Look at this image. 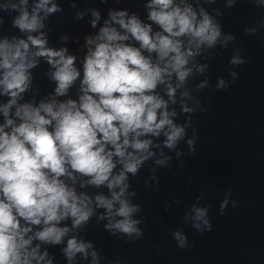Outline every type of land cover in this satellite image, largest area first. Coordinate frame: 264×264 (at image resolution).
<instances>
[{
	"label": "water",
	"instance_id": "1",
	"mask_svg": "<svg viewBox=\"0 0 264 264\" xmlns=\"http://www.w3.org/2000/svg\"><path fill=\"white\" fill-rule=\"evenodd\" d=\"M38 3L40 0H27L26 4L0 0V44L16 45L23 40L29 46L25 64L35 65L27 70V87L15 98L7 117L3 109L12 97L0 85V127L4 133L10 136L24 122L16 115L24 105L39 109L46 119L51 117L41 105L58 111L61 104L72 101L79 109L87 87L82 83L86 59L100 43L107 42L98 39L107 27L127 36L112 42L113 47L135 48L162 69L163 83L158 81L145 95L163 102L156 110V123L166 112L172 126L183 129V134L168 147L169 125L158 134L136 137L130 133V142L149 141L148 149L127 147L123 159L113 155L115 167L109 180L99 186L91 183L92 176L76 172L66 163L59 181L78 201L87 198L78 206L90 209L91 215L78 226L70 215L47 225L68 230L59 243L36 237L46 227L43 220L33 225L17 216L21 230L30 229L24 235L31 241L26 250L36 249L30 264H264V0H173L168 11L191 8L197 25L204 15L209 17L220 32L212 46H197L199 42L189 35L172 37L164 32L150 19L152 11H160L153 0H49L37 14L40 27L21 31L14 21L21 10L31 17ZM53 6L57 10L48 12ZM117 13L125 15L114 21ZM133 18L151 28L153 42L160 33L181 43V53L187 59L182 71L188 73L183 81L169 66L174 54L161 60L117 22L123 19L128 23ZM29 36L42 39L44 50H65L66 57L75 58L73 67L79 76L64 94L56 91L53 75L57 68L46 57L35 55L41 49L31 44ZM3 73L0 68V80ZM9 119L13 123L6 126ZM55 123L46 126L48 131L54 132ZM97 138L101 139V134ZM123 139L121 136V144ZM109 151H115L111 144L105 145V154ZM129 155L141 160L135 174L124 169ZM122 172L126 177L123 183L110 189L109 182ZM48 175L51 178L53 174ZM121 189L120 199L136 209L128 218L135 222L136 231L131 235L114 227L124 219L116 214L119 201L113 203L110 213L97 200H112L113 193L119 194ZM0 200H4L2 192ZM196 209L205 210L210 229L196 219ZM177 234L184 238L183 246ZM71 239L86 247L69 258L65 250Z\"/></svg>",
	"mask_w": 264,
	"mask_h": 264
},
{
	"label": "clouds",
	"instance_id": "2",
	"mask_svg": "<svg viewBox=\"0 0 264 264\" xmlns=\"http://www.w3.org/2000/svg\"><path fill=\"white\" fill-rule=\"evenodd\" d=\"M48 2L49 0H40L31 17L26 10H21L20 16L14 21L15 26L21 31H35L40 27L37 14ZM26 3L27 0H22V4ZM172 3L173 0H153V4L160 11H152L150 19L172 37L189 35L199 42L197 46L204 43L209 46L215 44L220 32L207 15L197 25L196 14L191 8H186L183 12L179 8L168 11ZM56 10L55 6L47 9L48 12ZM124 15L117 13L112 19L116 21L117 16ZM117 22L140 42L141 47L149 52H157L161 60L174 54L170 57L169 66L181 81L185 79L188 73L182 69L187 59L181 53V43L178 40L157 33L153 42L149 35L151 28L141 26L137 19L133 18L128 23L119 19ZM28 39L32 45L41 49L35 55L46 57L48 63L57 68L53 75L58 83L56 91L58 95L64 94L79 76V72L73 67L75 58L66 57L65 50H44L45 42L42 39L31 36ZM98 39L107 42L100 43L86 59L82 83L87 87L81 97L79 109L72 101L67 105L61 104L58 111H53L51 105H41L45 114L51 117L46 119L40 115L39 109L24 105L16 113L24 122L15 127L10 136L0 127V192L4 196V200H0V264H30V258H36V249L31 252L26 250L31 241L25 240L24 235L30 229L21 230L17 216L33 225H39L43 220L46 227L36 233V237L52 243H59L68 230L47 225L58 223L69 215L74 218L77 226L88 220L91 210L78 206L87 198L78 201L75 193L59 181V177L66 172V163L74 171L92 176L91 183L99 186L109 180L115 167L112 162L113 155L123 159L127 147L136 151L148 149L149 141L135 139L130 142V133H135L136 137L145 133L158 134L164 125H169L171 131L167 134L168 147H172L183 134V129L172 126L166 112L164 118L156 123V110L162 107L163 102L155 96L145 95L156 88L158 81L163 83L162 69L153 66L135 48L113 47L112 42L127 39V36L118 35L114 29L103 28ZM28 47L23 40L16 45H10L7 41L0 44V68L4 70L0 85L12 97L11 103L3 109L6 117L8 109L16 103L15 98L27 87V70L35 66L34 62L25 64ZM187 55L191 56L192 53L188 52ZM88 93L98 96L99 99H93V95ZM117 93L118 96L115 95ZM52 121L56 122L54 132L48 131L46 127ZM12 123L9 119L6 126ZM98 133L101 134V139L97 138ZM121 136L124 137L122 144ZM107 144L112 145L114 153L109 151L105 154ZM26 145H30V148ZM140 163L141 160L129 155L124 161V169L135 174ZM49 172L53 174L51 178ZM125 178L122 172L109 182L108 187L115 188ZM122 194L123 189L119 194L114 192L112 200L100 197L97 200L110 213L113 203L119 201L120 207L116 214L124 219L114 227L131 235L136 231L135 222L128 218L136 209L120 199ZM13 210L16 215H13ZM195 211L196 219L203 220L210 229L211 225L204 219L205 210ZM177 238L183 246L184 238L179 234ZM85 247L84 244L77 245L76 240L71 239L65 251L71 258L77 252H84Z\"/></svg>",
	"mask_w": 264,
	"mask_h": 264
}]
</instances>
